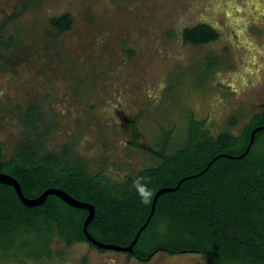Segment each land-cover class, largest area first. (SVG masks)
Instances as JSON below:
<instances>
[{
    "label": "rangeland",
    "instance_id": "rangeland-1",
    "mask_svg": "<svg viewBox=\"0 0 264 264\" xmlns=\"http://www.w3.org/2000/svg\"><path fill=\"white\" fill-rule=\"evenodd\" d=\"M65 14L73 27L56 35L50 22ZM199 24L219 39L184 45L183 31ZM32 107L49 128L39 138L26 126ZM263 107L264 0H0L5 160L38 138L43 153L67 152L66 162L102 173L120 191L162 163L134 146L136 120L137 143L150 151L162 153L171 133V156L186 144L193 118L206 121L211 137L238 135ZM168 234L165 226L152 230L149 250ZM52 251L53 258L26 264H207L198 254L163 251L141 262L57 238Z\"/></svg>",
    "mask_w": 264,
    "mask_h": 264
},
{
    "label": "trees",
    "instance_id": "trees-1",
    "mask_svg": "<svg viewBox=\"0 0 264 264\" xmlns=\"http://www.w3.org/2000/svg\"><path fill=\"white\" fill-rule=\"evenodd\" d=\"M50 25L56 35H61L73 27V20L65 14L52 19ZM219 36L212 26L199 24L186 28L182 41L184 45L201 46L217 41ZM39 117L38 108L32 107L26 122L38 138L49 131ZM137 121L133 123L134 145H138ZM205 125L206 121L193 118L186 144L171 156L166 151L171 133L167 134L161 165L140 171L120 191L106 182L102 173L93 175L78 162H66L65 154L43 153L38 138L20 145L7 160L0 146V171L17 179L29 198L59 188L94 205L96 215L89 233L100 242L117 246L133 242L147 222L160 189L175 188L181 180L192 177L178 191L159 198L151 222L128 257L148 262L163 251L170 256L198 254L207 264H264V131L256 134L243 159L220 158L199 176L217 156L245 153L253 130L264 125V107L238 135L225 133L214 138L203 131ZM87 215L88 211L70 207L56 196L48 197L42 206L27 208L13 187L0 183V262L26 264L51 259L56 238L68 248L86 243L97 249L83 232ZM163 226L169 230V238L149 250L147 235ZM87 263L85 259L83 264Z\"/></svg>",
    "mask_w": 264,
    "mask_h": 264
},
{
    "label": "water",
    "instance_id": "water-1",
    "mask_svg": "<svg viewBox=\"0 0 264 264\" xmlns=\"http://www.w3.org/2000/svg\"><path fill=\"white\" fill-rule=\"evenodd\" d=\"M262 131H264V125L256 127L253 130V132L251 133V142H250L247 150L245 151V153L243 155L238 156V157H233V156L224 155V154L219 155L209 163L207 168L203 172H201L199 174V176L203 175L205 172H207L209 170V168L213 165V163L220 158H231V159H238V160L243 159L245 156H247L249 154L251 147L255 142L256 134L259 132H262ZM194 177H196V176H194ZM191 178L192 177H187V178L181 180L179 182L178 186L175 188L167 187V188L160 189L154 197L152 208H151V213L147 219V222L139 230V232H138L137 236L135 237V239L133 240V242L129 246H117L114 244H105L103 242H100L97 239H95L89 233L88 227L92 223V221L94 220L95 215H96V209H95L94 205L87 203V202H84V201H81L79 199H76L73 196H71L69 193H67L66 191L59 189V188H49V189L45 190L40 196L35 197V198H29V197L25 196V194L22 190V187H21V185L17 179L12 177L11 175L2 173L0 171V183L3 185L13 187L15 189V192H16L18 198L20 199V201L22 202V204L24 206H26L27 208H37L39 206L44 205L45 202L47 201L48 197L56 196L57 198L62 200L65 204H67L70 207H73L76 209L86 210V211H88V215L84 221L83 232H84L85 237L87 238L88 243L93 245L95 248H97L99 250L116 251V252H121L124 254H133L134 253V248L137 245L142 232L148 227L149 223L151 222V219L153 218V216L155 214L159 198L166 193H173V192L178 191L180 189L181 184L186 180H190Z\"/></svg>",
    "mask_w": 264,
    "mask_h": 264
},
{
    "label": "flooded vegetation",
    "instance_id": "flooded-vegetation-1",
    "mask_svg": "<svg viewBox=\"0 0 264 264\" xmlns=\"http://www.w3.org/2000/svg\"><path fill=\"white\" fill-rule=\"evenodd\" d=\"M165 135H167V134H165ZM137 137H138V133H137ZM135 147H137L138 149H141V150H143V151H145V152H150L154 157H159V159H160V157H161V155L163 154V152L162 153H158V152H155L154 150H152V151H150L148 148H146V147H144V146H141V145H134ZM169 147V146H168ZM168 147H167V149H168ZM167 151V150H166ZM67 153V152H66ZM66 153H64V154H66ZM167 156H169V155H167ZM87 170V169H86ZM88 171V170H87ZM97 175V174H96ZM104 179V178H103Z\"/></svg>",
    "mask_w": 264,
    "mask_h": 264
}]
</instances>
